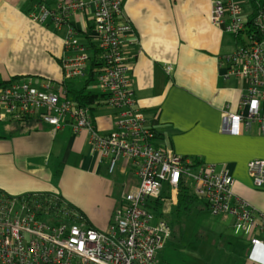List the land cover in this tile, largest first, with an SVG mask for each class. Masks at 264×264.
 I'll list each match as a JSON object with an SVG mask.
<instances>
[{"label": "crops", "instance_id": "crops-1", "mask_svg": "<svg viewBox=\"0 0 264 264\" xmlns=\"http://www.w3.org/2000/svg\"><path fill=\"white\" fill-rule=\"evenodd\" d=\"M236 1L251 16L264 9H255L248 0ZM40 3L53 5V0H0V84L47 81L66 96L69 90H86L96 97L90 112L97 131L112 134L117 111L100 94L95 79L88 82L90 66L85 78L64 80L66 32L29 19ZM212 5L213 0H123L134 30L128 39L137 40L126 50L133 63L137 108L155 131L156 146L227 170L235 179V195L264 214V191L254 187L248 174L251 161L264 160V133L257 125L237 136L223 130L225 112L240 111L248 85L228 77L227 57L238 42L224 27L212 25ZM81 29L77 38L95 45L96 33ZM138 188L132 166L120 162L108 173L107 161L90 148L87 133L75 134L70 127L55 131L40 119L0 120V190L12 198L60 197L82 212L84 223L106 232L114 210ZM167 192L171 196L165 190L164 198ZM207 235L219 239L218 248L226 250L231 264H261L249 256L252 239H264V233L254 229L245 234L230 215H222ZM259 254L264 258V251Z\"/></svg>", "mask_w": 264, "mask_h": 264}, {"label": "built area", "instance_id": "built-area-1", "mask_svg": "<svg viewBox=\"0 0 264 264\" xmlns=\"http://www.w3.org/2000/svg\"><path fill=\"white\" fill-rule=\"evenodd\" d=\"M252 1L256 0H248L251 5ZM28 17L66 32L61 67L67 82L85 78L92 61V46L80 41L77 31L85 27L96 33L93 43L101 68L95 82L117 111L116 130L99 133L90 107L77 105L58 85L47 81L0 84V120L40 119L55 131L70 127L75 134L87 133L88 145L107 161L108 173L113 174L120 162L132 166L139 188L114 210L106 232L43 212L40 204L31 208L0 194V264H158V254L172 230L145 206L151 200H164L165 190L178 194L183 178L212 216L230 215L235 228L245 234L254 229L264 233V214L235 195V179L227 170L214 165L195 167L193 160L156 146V133L137 108L133 63L126 51L137 40L128 39L134 30L124 15L123 0H53V5L38 4ZM210 19L238 42L227 57L228 77L248 85L240 111L225 112L223 130L237 136L241 129L250 131L257 125L264 133V9L251 16L236 0H213ZM248 174L254 187L264 191V160L251 161ZM251 242L249 258L264 264L259 254L264 251V239L255 237Z\"/></svg>", "mask_w": 264, "mask_h": 264}, {"label": "rangeland", "instance_id": "rangeland-1", "mask_svg": "<svg viewBox=\"0 0 264 264\" xmlns=\"http://www.w3.org/2000/svg\"><path fill=\"white\" fill-rule=\"evenodd\" d=\"M162 203V211L166 219L177 222L172 216L177 206V198L174 199L171 193V196L164 198ZM194 213L190 216H182L179 223L171 226V238L158 254V264H231L232 260L227 257L226 250L218 248L219 239L213 241L207 235V228L218 217H213L208 210ZM212 242L215 243L213 246H211Z\"/></svg>", "mask_w": 264, "mask_h": 264}, {"label": "trees", "instance_id": "trees-1", "mask_svg": "<svg viewBox=\"0 0 264 264\" xmlns=\"http://www.w3.org/2000/svg\"><path fill=\"white\" fill-rule=\"evenodd\" d=\"M252 6H254L255 9H257L259 6L263 7L264 0L252 1ZM91 46L93 47L92 50L94 51V56L90 64V78L88 82H92L95 79L98 70L101 68L99 65V52L96 49L97 47L93 44ZM67 98L74 101L81 107H91L96 102V97L92 93H87L86 90H69L67 93ZM193 163L195 167L203 165V163L197 159L193 160ZM0 194H4L8 199L18 200L21 203H25L31 208L40 204L41 210H43V212H50L59 217L63 216V218L70 222H86L81 211L67 204L62 198L57 196L26 195L19 198H12L1 190ZM168 195L169 193L167 192L165 196L168 197ZM145 207L157 218L164 219L170 227L177 222L179 223L182 219V216H190L196 211L199 212L208 210L207 205L191 191L187 184L186 178H183L179 184L177 206L174 209L172 215L177 219V222H170L163 215V203L160 198L149 201ZM61 211H63V215L61 214ZM65 213H67V215H65Z\"/></svg>", "mask_w": 264, "mask_h": 264}]
</instances>
